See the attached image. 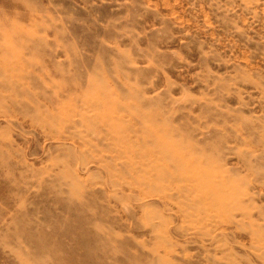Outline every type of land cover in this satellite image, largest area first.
I'll list each match as a JSON object with an SVG mask.
<instances>
[{"label":"rangeland","instance_id":"1","mask_svg":"<svg viewBox=\"0 0 264 264\" xmlns=\"http://www.w3.org/2000/svg\"><path fill=\"white\" fill-rule=\"evenodd\" d=\"M0 264H264V0H0Z\"/></svg>","mask_w":264,"mask_h":264}]
</instances>
